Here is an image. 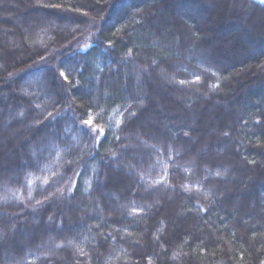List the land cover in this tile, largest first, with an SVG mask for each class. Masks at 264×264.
<instances>
[{"label": "trees", "instance_id": "obj_1", "mask_svg": "<svg viewBox=\"0 0 264 264\" xmlns=\"http://www.w3.org/2000/svg\"><path fill=\"white\" fill-rule=\"evenodd\" d=\"M0 264H264V4L0 0Z\"/></svg>", "mask_w": 264, "mask_h": 264}, {"label": "snow or ice", "instance_id": "obj_2", "mask_svg": "<svg viewBox=\"0 0 264 264\" xmlns=\"http://www.w3.org/2000/svg\"><path fill=\"white\" fill-rule=\"evenodd\" d=\"M262 2H264V0H262ZM59 77L62 78L64 81H68V76L64 71H60L59 72ZM181 83H183V81H181ZM94 117H92L90 114L88 115L87 119L83 120V125L82 127L85 128V130L87 131L88 135L92 138V139H96L99 136H102L104 134V129L103 128H96L94 123ZM37 203H39V201H37Z\"/></svg>", "mask_w": 264, "mask_h": 264}, {"label": "rangeland", "instance_id": "obj_3", "mask_svg": "<svg viewBox=\"0 0 264 264\" xmlns=\"http://www.w3.org/2000/svg\"><path fill=\"white\" fill-rule=\"evenodd\" d=\"M255 1H257V2H259V3H261V4H264V2H262V0H255ZM91 37H92V36H88V37H86V39H85L84 41H82L83 39H81V40L77 41L76 44H83V46H85V44H88L89 40H92ZM81 47H82V46H81Z\"/></svg>", "mask_w": 264, "mask_h": 264}]
</instances>
